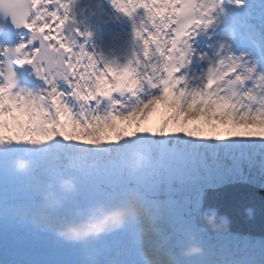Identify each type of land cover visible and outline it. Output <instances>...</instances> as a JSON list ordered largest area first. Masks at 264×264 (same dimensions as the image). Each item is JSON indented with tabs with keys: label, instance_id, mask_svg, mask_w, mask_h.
Listing matches in <instances>:
<instances>
[{
	"label": "snow or ice",
	"instance_id": "1",
	"mask_svg": "<svg viewBox=\"0 0 264 264\" xmlns=\"http://www.w3.org/2000/svg\"><path fill=\"white\" fill-rule=\"evenodd\" d=\"M75 2L0 0V12L30 33L14 48L0 50V143L46 147L41 161L60 145L112 146V158L97 154L93 174L83 182L101 189L96 195L141 199L160 219L161 236L171 237V229L176 237L174 244L157 247L146 258L148 264H183L174 250L181 243V229L199 231L204 188L214 186L213 178L247 179L257 164L264 173V70L221 42L216 60L200 54L209 60L205 73L186 71L197 55L193 36L218 22L222 0H110L117 12L134 21L132 55L122 64L81 42L91 32L76 27ZM234 2L242 5L243 0ZM24 68H31L28 76L40 81L38 87L21 84L18 69ZM30 123L95 127L98 139L59 131L24 140L19 132ZM221 125L227 126V134H206L205 129ZM140 139L155 142L149 180L135 185L121 181L118 191L104 189L119 177L127 145ZM149 181L146 190L143 184ZM256 244L264 248L248 240L237 251ZM227 264L252 262L236 258Z\"/></svg>",
	"mask_w": 264,
	"mask_h": 264
},
{
	"label": "clouds",
	"instance_id": "2",
	"mask_svg": "<svg viewBox=\"0 0 264 264\" xmlns=\"http://www.w3.org/2000/svg\"><path fill=\"white\" fill-rule=\"evenodd\" d=\"M90 139H98L94 134ZM152 141L151 139H149ZM8 145L0 144V150H4ZM82 150V155L78 158H69L65 156V167L72 170H79L84 172H91L95 167V159L88 155V150L93 149L102 154L105 160L110 159L114 155V148L109 145H97L95 147L89 144H78ZM30 148L35 147L39 149L40 145H29ZM156 157V149L153 146L151 151L145 152L137 150L131 157L125 161V167L131 173H138L140 170L150 166ZM13 168L19 174H27L33 168V161L24 157H18L13 161ZM79 194V187L77 177L74 175H60L54 182L49 183L47 189L43 192L42 197L45 204L50 211L56 212L64 206L66 200L74 198ZM202 207V203L200 205ZM249 218L253 217V210H245ZM20 212V204L18 202H5L0 205V214L10 215L12 213ZM145 214V208L142 201L135 200L125 204L122 207L108 210L103 205L90 204L86 208L78 207L75 210V217L72 222L66 226L58 228L56 235L69 242H86L89 239L99 238L102 234L112 232L118 229L125 228L129 220H136ZM203 219L212 225L214 230L223 229L228 231L231 229L232 221L229 216H218V211L213 209L211 214L203 213ZM155 230L154 224H149L140 229L142 232ZM207 230V229H202ZM195 241V236L190 238ZM204 248L201 244L191 242L184 249L185 255L202 254Z\"/></svg>",
	"mask_w": 264,
	"mask_h": 264
},
{
	"label": "water",
	"instance_id": "3",
	"mask_svg": "<svg viewBox=\"0 0 264 264\" xmlns=\"http://www.w3.org/2000/svg\"><path fill=\"white\" fill-rule=\"evenodd\" d=\"M207 200L209 205L205 204L206 209L210 212L216 209L218 216H229L232 224L264 227V195H258L255 191H248L246 195L233 197L219 195L217 202L212 196L208 197ZM246 209L253 210L252 218H249Z\"/></svg>",
	"mask_w": 264,
	"mask_h": 264
},
{
	"label": "rangeland",
	"instance_id": "4",
	"mask_svg": "<svg viewBox=\"0 0 264 264\" xmlns=\"http://www.w3.org/2000/svg\"><path fill=\"white\" fill-rule=\"evenodd\" d=\"M226 127L227 126H225V125H221V127L219 128V129H212V128H208V129H205V132L206 133H209L210 135H214V134H216L217 132H220L221 134H227L226 133V131H225V129H226ZM68 128V127H67ZM72 128H74V125H72V126H70V128L69 129H72ZM93 128V127H92ZM91 129V128H90ZM76 131H77V135H79V136H81V137H84V138H88V137H92V136H90V134H89V131L90 130H88V129H83V130H81V129H75ZM93 135V134H92ZM72 146V145H71ZM154 146V145H153ZM63 148H65V150H67V148L69 149V147H67V145L65 146V145H63ZM70 150V149H69ZM68 150V151H69ZM68 151H67V154H68ZM65 171H63V173H64ZM72 175H74V176H76L77 177V182L80 180V175H78V174H73L72 173ZM137 182H138V180H137ZM81 196H84V198H83V202H84V204H85V206L87 207L88 205H90L91 203H89V201H86L85 200V191H83L82 192V195ZM97 198V197H96ZM96 198L94 199V200H96ZM92 203H94V202H92ZM127 235H129V236H132L133 234H132V232H130V231H124ZM133 232H135V231H133ZM133 236H135V235H133ZM135 241H136V239H135Z\"/></svg>",
	"mask_w": 264,
	"mask_h": 264
}]
</instances>
